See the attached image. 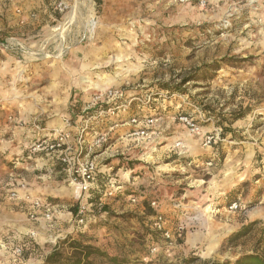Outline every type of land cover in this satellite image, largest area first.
I'll use <instances>...</instances> for the list:
<instances>
[{
  "label": "rangeland",
  "instance_id": "374dc122",
  "mask_svg": "<svg viewBox=\"0 0 264 264\" xmlns=\"http://www.w3.org/2000/svg\"><path fill=\"white\" fill-rule=\"evenodd\" d=\"M42 1L28 26L0 16V264H66L73 243L125 264L264 256V0H89L65 32L75 1Z\"/></svg>",
  "mask_w": 264,
  "mask_h": 264
},
{
  "label": "built area",
  "instance_id": "2783aa9c",
  "mask_svg": "<svg viewBox=\"0 0 264 264\" xmlns=\"http://www.w3.org/2000/svg\"><path fill=\"white\" fill-rule=\"evenodd\" d=\"M6 1H12V0H6ZM49 6L52 8L54 14L56 15H63L65 11L68 10V5L65 0H49ZM15 13L19 16H21V10L17 9ZM36 15L31 13L28 16V19L35 18ZM3 46V44H1ZM13 45V44H12ZM14 46V45H13ZM108 96H112V92L109 91L107 92ZM135 122V121H133ZM148 123H151L152 120L149 119L147 121ZM179 122L185 127V129L188 132V135L190 136H196L200 134V128L199 126L193 122V120L189 119L188 117H180ZM66 138L67 137H60L56 141H54L50 146V150H56L57 152H60V160L64 165L71 166L72 164V159L68 157L66 154L67 151L69 150V147H65L66 144ZM210 138H207V143H209ZM180 144L177 143L175 147H179ZM82 149V148H80ZM75 174L77 175L78 181L75 182V185L77 186L78 190L80 193H87L88 190L90 189V183L93 181V172H94V165L92 162H85L83 164H79L77 168L75 169ZM154 205V203H152ZM86 208L84 206L78 207L77 210V215L75 222L79 225H83L86 223V218H85V213ZM44 218L46 220H50L51 215L49 214V210L46 209V212L44 214ZM161 219L158 218V221L155 223V227L157 229L161 228L160 224ZM32 236L34 235L33 233L31 234ZM17 253H20V250L17 248L15 250Z\"/></svg>",
  "mask_w": 264,
  "mask_h": 264
},
{
  "label": "trees",
  "instance_id": "16d2710c",
  "mask_svg": "<svg viewBox=\"0 0 264 264\" xmlns=\"http://www.w3.org/2000/svg\"><path fill=\"white\" fill-rule=\"evenodd\" d=\"M97 5L100 4V0H93ZM166 91H172L173 89H169V87L164 86L163 87ZM178 87H176L174 90L178 91ZM97 198H92L90 200L91 203H94ZM105 207H103L104 209ZM107 211V209L104 210V212ZM75 215L77 214V208H76ZM108 216L109 213H107ZM241 235L237 234L239 237ZM73 247L75 255L68 259L66 264H101L100 262H97V260L105 259L106 263L104 264H125V259L120 260L117 256H107L105 253H102L100 249L94 248L92 246L83 244V243H73L71 245ZM46 262L48 263H57L58 261L55 260V256L50 255ZM97 262V263H96ZM227 264V263H226ZM234 264H264V256L258 255L257 253L251 254V255H245L241 258L237 259Z\"/></svg>",
  "mask_w": 264,
  "mask_h": 264
},
{
  "label": "crops",
  "instance_id": "0c3cea01",
  "mask_svg": "<svg viewBox=\"0 0 264 264\" xmlns=\"http://www.w3.org/2000/svg\"><path fill=\"white\" fill-rule=\"evenodd\" d=\"M24 5V6H23ZM30 6V7H27ZM49 6V4H48ZM47 8V5H45V2L42 0H12L6 1V0H0V16L3 17V14L6 16L12 15V18H14L17 21V25L19 27H22L24 24L25 26H28V22L30 21L28 19L29 13H24L25 11H34L37 15V18L41 12H44L43 9ZM19 9L22 12V15L19 16L15 13V11ZM41 9V12L40 10ZM8 11L12 13H8ZM24 11V12H23ZM28 23V24H27ZM2 26V25H0ZM4 29V28H3ZM1 30V29H0Z\"/></svg>",
  "mask_w": 264,
  "mask_h": 264
},
{
  "label": "bare ground",
  "instance_id": "6f19581e",
  "mask_svg": "<svg viewBox=\"0 0 264 264\" xmlns=\"http://www.w3.org/2000/svg\"><path fill=\"white\" fill-rule=\"evenodd\" d=\"M75 1V6H73L71 9H70V12H69V14L67 15V17H66V20H65V22H63V24H62V31H64L65 29V31H67L68 30V28H69V26L71 25V24H73V23H75L76 22V19H77V17L78 16H80V15H82V10H84L85 8L86 9H90L89 7V0H74ZM86 12H88V10L86 11ZM92 14V13H91ZM92 16V15H91ZM83 18V17H82ZM77 21H79V20H77ZM81 22V21H80ZM84 22V21H83ZM87 23V22H86ZM86 23L84 22L83 23V25H82V29H84V28H86ZM76 24V23H75ZM93 24L92 23H90V22H88L87 23V27H91ZM72 26V25H71ZM92 28V27H91ZM81 29V30H82ZM64 31V32H65ZM52 39H55V37L53 36L52 37ZM15 43H17V42H15ZM43 56V55H42ZM34 57H40V56H37V55H29V58H34ZM107 82V81H106ZM90 84V83H89Z\"/></svg>",
  "mask_w": 264,
  "mask_h": 264
}]
</instances>
